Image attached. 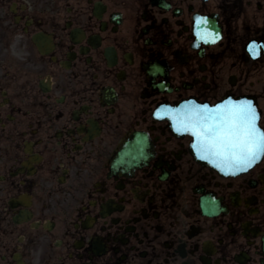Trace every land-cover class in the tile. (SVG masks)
<instances>
[{"label": "flooded vegetation", "instance_id": "1", "mask_svg": "<svg viewBox=\"0 0 264 264\" xmlns=\"http://www.w3.org/2000/svg\"><path fill=\"white\" fill-rule=\"evenodd\" d=\"M239 97L264 131V0H0V264H264V154L160 117Z\"/></svg>", "mask_w": 264, "mask_h": 264}, {"label": "snow or ice", "instance_id": "2", "mask_svg": "<svg viewBox=\"0 0 264 264\" xmlns=\"http://www.w3.org/2000/svg\"><path fill=\"white\" fill-rule=\"evenodd\" d=\"M168 118L177 131L190 132L200 158L221 171L245 169L264 152V131L257 127L256 109L250 103L204 104L175 110Z\"/></svg>", "mask_w": 264, "mask_h": 264}, {"label": "water", "instance_id": "3", "mask_svg": "<svg viewBox=\"0 0 264 264\" xmlns=\"http://www.w3.org/2000/svg\"><path fill=\"white\" fill-rule=\"evenodd\" d=\"M240 102H244V103H249L247 100L245 101V100H242V101H240ZM250 104L252 105V103L250 102ZM253 106V105H252ZM254 107V106H253ZM257 123V122H256ZM261 155H262V152L260 153V154H258V156H257V158H256V160L254 161V162H252V164H251V166L253 165V164H255L256 162H258L259 161V159H260V157H261ZM211 163V162H210ZM250 166V167H251ZM236 172H239V171H236Z\"/></svg>", "mask_w": 264, "mask_h": 264}]
</instances>
